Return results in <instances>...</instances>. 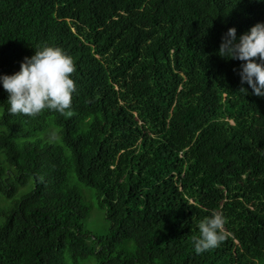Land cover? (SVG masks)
<instances>
[{
  "label": "trees",
  "instance_id": "1",
  "mask_svg": "<svg viewBox=\"0 0 264 264\" xmlns=\"http://www.w3.org/2000/svg\"><path fill=\"white\" fill-rule=\"evenodd\" d=\"M257 22L264 0H0V73L48 45L75 85L70 115L10 114L0 87V264H264V97L217 55Z\"/></svg>",
  "mask_w": 264,
  "mask_h": 264
},
{
  "label": "clouds",
  "instance_id": "2",
  "mask_svg": "<svg viewBox=\"0 0 264 264\" xmlns=\"http://www.w3.org/2000/svg\"><path fill=\"white\" fill-rule=\"evenodd\" d=\"M217 55L241 61L239 90L247 94L250 88L253 95L264 97V22L255 23L238 37L236 29L229 27L220 37ZM73 70L71 57L60 48L42 45L34 49L33 55L20 62L18 71L0 73V87L7 93V112L32 116L47 108L70 115ZM245 83L248 88L243 87ZM223 223L222 215L215 211L198 223L199 234L192 237L196 254L218 246L224 238Z\"/></svg>",
  "mask_w": 264,
  "mask_h": 264
},
{
  "label": "rangeland",
  "instance_id": "3",
  "mask_svg": "<svg viewBox=\"0 0 264 264\" xmlns=\"http://www.w3.org/2000/svg\"><path fill=\"white\" fill-rule=\"evenodd\" d=\"M0 114H1V109H0ZM2 158H4V155L2 154ZM6 168L8 169V166L6 165ZM85 189H88V193L91 194L92 189L89 187H84ZM87 191V190H84ZM93 192V191H92ZM90 194L87 195L86 200L88 204L90 205V217L84 222V228L85 230H88L91 232V234L95 236L103 235L108 227V222L105 219V215L98 207V201L96 196H91ZM3 204H0V209H2ZM92 259H90V262H86L85 260H82L79 262V264H92L91 263ZM68 264H72V261L68 259Z\"/></svg>",
  "mask_w": 264,
  "mask_h": 264
}]
</instances>
